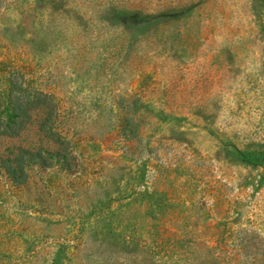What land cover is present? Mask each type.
I'll use <instances>...</instances> for the list:
<instances>
[{
    "label": "rangeland",
    "instance_id": "rangeland-1",
    "mask_svg": "<svg viewBox=\"0 0 264 264\" xmlns=\"http://www.w3.org/2000/svg\"><path fill=\"white\" fill-rule=\"evenodd\" d=\"M19 101L0 264H264V0H0Z\"/></svg>",
    "mask_w": 264,
    "mask_h": 264
},
{
    "label": "trees",
    "instance_id": "trees-1",
    "mask_svg": "<svg viewBox=\"0 0 264 264\" xmlns=\"http://www.w3.org/2000/svg\"><path fill=\"white\" fill-rule=\"evenodd\" d=\"M29 108L26 106L24 103L19 101L15 107H13V115H14V120L11 122H4L3 120L0 119V135H11L15 130L19 131L25 125L27 124V118L29 119ZM45 125V124H44ZM43 125V127H45ZM44 149H40V152L35 153V155L42 156V152Z\"/></svg>",
    "mask_w": 264,
    "mask_h": 264
}]
</instances>
